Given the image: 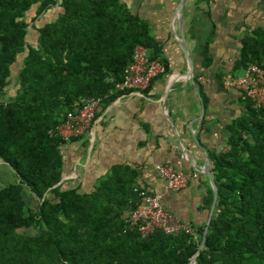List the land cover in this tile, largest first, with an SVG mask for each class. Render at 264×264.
<instances>
[{"label": "trees", "instance_id": "16d2710c", "mask_svg": "<svg viewBox=\"0 0 264 264\" xmlns=\"http://www.w3.org/2000/svg\"><path fill=\"white\" fill-rule=\"evenodd\" d=\"M34 6L36 19L59 7L32 25L36 43ZM139 45L162 57L150 23L123 0H0V165L13 176L0 185V264H189L199 250L204 227L198 237L143 236L129 225L145 189L136 169L115 165L90 191L60 183L62 146L82 136L65 139L58 127L122 92L108 78L123 79ZM249 62L264 66V30L245 38ZM246 102L229 149L214 156L218 201L195 264H264V107ZM213 198L210 189V207Z\"/></svg>", "mask_w": 264, "mask_h": 264}, {"label": "crops", "instance_id": "0c3cea01", "mask_svg": "<svg viewBox=\"0 0 264 264\" xmlns=\"http://www.w3.org/2000/svg\"><path fill=\"white\" fill-rule=\"evenodd\" d=\"M123 1L150 23L167 71L141 92L122 91L100 104L91 131L62 146L60 183L90 191L113 166H129L198 237L212 208L207 167L214 174V156L229 149L232 129L247 110L240 91L222 79L243 73L245 38L264 30V0ZM164 163L188 177L185 188H168L158 170Z\"/></svg>", "mask_w": 264, "mask_h": 264}, {"label": "built area", "instance_id": "2783aa9c", "mask_svg": "<svg viewBox=\"0 0 264 264\" xmlns=\"http://www.w3.org/2000/svg\"><path fill=\"white\" fill-rule=\"evenodd\" d=\"M166 71L167 66L163 59L151 58L148 49L139 45L135 48L132 61L125 69L123 79L116 81L114 77H109L108 80L115 82L118 90L141 92L151 85L155 77ZM222 80L225 87L237 89L245 99L252 101L255 107H264V66L249 62L242 74L227 73ZM101 102L100 98L94 99L86 102L76 111L69 112L67 119L58 127L59 134L65 139H71L89 133ZM158 170L170 190L179 191L187 186L188 177L175 165L159 164ZM136 191L140 203L127 216L132 228H137L143 236L161 231L166 234L185 232L196 237V231L191 225L176 218L167 210L161 193H153L147 189H136Z\"/></svg>", "mask_w": 264, "mask_h": 264}, {"label": "rangeland", "instance_id": "374dc122", "mask_svg": "<svg viewBox=\"0 0 264 264\" xmlns=\"http://www.w3.org/2000/svg\"><path fill=\"white\" fill-rule=\"evenodd\" d=\"M58 9L59 7L56 6L52 9H50L48 12H46L45 14L41 15L38 19H36V6H34L32 8L31 11L28 12V16H27V20L30 23V32H29V41L32 43H36L37 42V30L34 28V24H39L42 21L45 20H52L57 16L58 13ZM41 19V20H39ZM17 72V70H16ZM15 78H13V82H14ZM15 88H13L11 91L14 92ZM0 163H2V161L0 160ZM13 176L10 173V169L9 166H5V165H0V185H4L6 184L8 181H12ZM26 197L29 200H32L30 198L29 195L26 194Z\"/></svg>", "mask_w": 264, "mask_h": 264}, {"label": "water", "instance_id": "95a60500", "mask_svg": "<svg viewBox=\"0 0 264 264\" xmlns=\"http://www.w3.org/2000/svg\"><path fill=\"white\" fill-rule=\"evenodd\" d=\"M182 47H183V49H184V51H185V53L187 55L185 40H184V43H182ZM206 174L208 175V177H209V179H210V181H211V183L213 185L214 199H213V204H212V208H211V214H210V217H209L208 224L205 227V231H204V235H203V239H202L201 245H200L199 250L197 251V253L192 257V259L189 262V264H195L197 256L200 254L201 250L204 248V246L206 244L207 234H208V231H209V226H210V223H211V220H212V216H213V213L215 211V208H216V205H217V201H218V193H219L218 186H217V183H216V180H215V176H214V174L212 173V171H211V169L209 167H207Z\"/></svg>", "mask_w": 264, "mask_h": 264}]
</instances>
